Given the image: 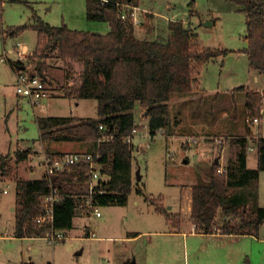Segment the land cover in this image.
Masks as SVG:
<instances>
[{
  "label": "rangeland",
  "instance_id": "1",
  "mask_svg": "<svg viewBox=\"0 0 264 264\" xmlns=\"http://www.w3.org/2000/svg\"><path fill=\"white\" fill-rule=\"evenodd\" d=\"M141 3L153 10L158 20L138 15L140 25L136 26V35L140 39L165 37L169 33V20L182 21L197 33L199 48L226 50L227 54L202 67H195L200 70V79L196 76L201 81L200 90L196 83L189 94L182 95L184 102L177 105L182 111L181 116L179 111L176 112L178 109L175 111L177 97L170 101L172 110L177 114L176 119L182 125L177 128L178 135L169 145L165 140L168 130L163 136L158 134L153 139L148 134L147 124L136 122L139 131L134 137L135 188L127 208L101 206L102 217L77 213L68 238L55 245L43 238L15 237L16 216L12 209L15 206L16 188L12 181L27 178L33 167H38L39 171L30 173V178L42 176L44 168L40 163L44 154L56 155L78 150L91 152L90 143L42 141L36 117L74 116L92 120L98 117V105L96 100L77 101L57 96L65 84L66 71L62 62L52 59L46 63L52 73L47 82L54 87L51 92L57 95L49 96L35 109L20 97L18 106L19 96L11 83L13 79L9 65L0 62V88L1 84L6 85L5 89H0V152L7 153L11 146L13 154L23 140L29 143L21 144V150L27 147L34 149L32 158L19 164H16L12 154H7L11 157L14 171L7 179L0 180V264H120L128 256L133 258L132 262L138 258L139 264L143 263V257L146 264H264V226L257 237H208L196 234L200 232L196 229L193 231L190 223V230L181 229V232L172 229L165 217L145 201L149 198L166 207L174 205V211L179 210L180 201L182 203L187 199L189 186L194 182H203L197 180V176L204 178L216 159L225 161L224 167H227L229 160L236 157L239 146L233 142V135L251 131L256 136L264 137V126H249L245 120L253 115H245L240 109L249 89L264 90V75L250 69L248 56L244 52L248 45L245 39V15L237 12L236 5L229 0H141ZM34 15L52 26L65 23L77 30L109 31L108 24L87 19L86 0H28V3L1 0L0 56L6 53L9 59H14L10 62H17L19 57L14 56L13 52L26 49L28 56L21 63L25 61L28 65V58L38 38L32 27L35 24ZM173 15L175 19L171 17ZM148 29L152 31L147 33ZM29 63L30 73L34 63ZM135 109L143 123L144 108L137 106ZM191 119H195V122ZM215 119L220 126L207 130L205 124ZM196 136L201 140L200 145L190 147L188 138ZM248 165L250 168L257 167V152L248 154ZM138 171L140 176L143 175L142 181L138 179ZM208 179L206 175L204 180ZM5 189L8 194L3 192ZM84 200L82 197L81 204ZM258 203L264 207V171L258 180ZM182 211L185 213L184 209ZM222 218H218L219 225L223 222ZM180 223V227L187 225L186 221ZM88 227L92 228L95 237L88 236ZM191 230L196 233L183 236L184 233H191ZM129 232L144 234L131 243L107 240L108 236L124 238Z\"/></svg>",
  "mask_w": 264,
  "mask_h": 264
},
{
  "label": "trees",
  "instance_id": "2",
  "mask_svg": "<svg viewBox=\"0 0 264 264\" xmlns=\"http://www.w3.org/2000/svg\"><path fill=\"white\" fill-rule=\"evenodd\" d=\"M9 1L28 3V0ZM229 1L236 5L237 12L245 15L248 45L244 52L249 66L264 75V0ZM123 5L140 7L141 0H86L87 19L107 23L110 30L105 34L72 29L65 23L52 26L37 15H34L36 24L32 26L38 38L29 61L34 65L39 61L42 63L30 74L42 71L46 75L42 78L47 82L46 62L60 59L66 71L61 96L97 102L96 119L48 116L37 117L36 122L42 141L92 145L90 150L101 167V174L109 177L99 182L93 196L99 206H125L135 188V146L128 141L138 129L135 108L145 109L150 136L155 137L160 130H169L172 124L169 103L193 90L199 80L194 73L195 66L227 54L226 50L199 48V43L195 42L197 33L182 21H169V33L165 37L140 39L132 20L124 21L118 15ZM9 63L14 70L24 66L20 61ZM247 98V114H260L263 96L248 91ZM250 140L256 143V168L248 165ZM233 142L239 146V151L229 160L225 173L220 174V165L214 162L208 171V181L193 186L191 220L200 233L257 237L264 226V207L258 203V180L264 171V137L249 131ZM31 154L30 150L16 151V164L27 161ZM10 158V155L0 157V180L14 171ZM89 171L88 162L55 179L54 185L61 191L54 208L57 229L69 231L73 228ZM50 191L46 176L37 180H16L17 238L43 235L34 219L41 212V198ZM138 193L142 194V191L138 190ZM146 201L172 228L179 229L181 216L169 213L156 200L146 198ZM220 217L223 222L219 225Z\"/></svg>",
  "mask_w": 264,
  "mask_h": 264
},
{
  "label": "built area",
  "instance_id": "3",
  "mask_svg": "<svg viewBox=\"0 0 264 264\" xmlns=\"http://www.w3.org/2000/svg\"><path fill=\"white\" fill-rule=\"evenodd\" d=\"M139 11H142L140 7H131L129 5H123L118 11V15L124 21L130 19L132 20L134 26H139L140 21L138 20ZM14 56L19 57L18 61H23L26 58L27 50L23 49L21 52L19 49L16 52H13ZM8 55L4 53L0 62H9ZM17 61V62H18ZM16 71V91L17 95L21 98L26 99L33 108L40 106L46 98L50 96L49 84L42 78L39 73L31 75L26 71L25 66L21 65ZM246 123L251 127L261 128L264 126V111L262 110L260 114L247 117ZM103 129V127H101ZM138 129L133 131L132 137L128 138L129 142L133 143V138L137 134ZM164 130H160L158 134H162ZM157 134V135H158ZM256 136V135H255ZM219 142V140L217 139ZM221 141V140H220ZM201 140L199 137H189L187 143L190 147L200 145ZM256 143L250 140L247 148V153L257 152ZM90 163V171L88 173V181L86 195L84 197V203L81 207L84 209L86 215H93L96 217H101L102 213L100 211L99 205H97L93 196L97 192L96 188L98 187L99 182L102 181L101 176V167L95 161V155L92 153H60L56 155H46L44 154L41 159V166L44 168L43 176H46L50 185L51 191L49 194L43 196L40 202V214L35 217L34 222L39 229L43 230V235L41 237L33 238H43L47 240L50 244H58L68 238V230H60L55 227L54 219V208L55 203L59 201L61 197V191L57 188L54 183L57 176L68 172L71 168L75 166H80L84 163ZM226 167L220 166L218 172L220 174L225 173ZM7 190H4V193H7ZM80 207V206H79ZM81 212V211H80ZM191 219L189 220V222ZM193 231L196 229V226L190 222ZM190 225V227H191ZM88 236L95 237V233L90 227L87 228ZM191 230V232H193Z\"/></svg>",
  "mask_w": 264,
  "mask_h": 264
},
{
  "label": "crops",
  "instance_id": "4",
  "mask_svg": "<svg viewBox=\"0 0 264 264\" xmlns=\"http://www.w3.org/2000/svg\"><path fill=\"white\" fill-rule=\"evenodd\" d=\"M140 8L142 9V11H139V14L140 15H144V16H150L151 18H153L154 17V21L155 20H158V19H155V12L153 11V10H151V9H149V8H147L145 5H143L142 3H141V6H140ZM144 13V14H143ZM138 14V15H139ZM142 16H139V18H141ZM173 19H175V15H173V16H171ZM170 21V20H169ZM94 23H105V22H94ZM35 24H36V22H35ZM35 24H33V25H35ZM107 24V23H106ZM108 27H109V25H108ZM73 29V28H72ZM136 27H135V32H136ZM77 30V29H76ZM109 30H110V27H109ZM151 31H152V29H151ZM150 31V29H148V31H146L147 33H150L151 32ZM91 32H96V31H91ZM109 32V31H108ZM107 32V33H108ZM14 33V32H13ZM37 33V32H36ZM98 33H100V32H98ZM196 33V32H195ZM103 34H105V33H103ZM38 35V34H37ZM197 40H198V38H197ZM199 41V40H198ZM199 43V42H198ZM199 45H200V43H199ZM36 47V46H35ZM205 48V47H204ZM247 48V47H246ZM209 49H211V48H209ZM34 50H35V48H34ZM34 50L30 53L31 55L33 54V52H34ZM27 54H28V51H27ZM0 58H1V56H0ZM10 60H14V59H10ZM10 60H9V62H10ZM56 60H59L60 62H62V64L64 65V63H63V61L62 60H60V59H56ZM215 61V60H214ZM214 61H211V62H214ZM9 62H7L8 63V65H9V69H10V72H11V74H12V79H13V81L11 82L12 83V86L13 87H15L16 88V71L14 70V68H12L11 67V65H10V63ZM11 62H14V61H11ZM30 61H29V58H28V65L30 64L29 63ZM23 63V62H22ZM39 63H42V62H38L36 65H34V68H37L40 64ZM47 63V62H46ZM207 63H209V62H207ZM24 66H25V68L27 69V71H28V65L26 64V62L24 61ZM39 64V65H38ZM204 64H206V63H202V64H198V65H196L195 67H202ZM34 68H33V70H34ZM46 68V73H47V79H48V81H49V78L50 77H52V73H51V71H50V69L48 70V68H47V66L45 67ZM251 69V68H250ZM199 72H200V70L198 71L197 69L194 71V73H196L195 74V76H197L198 78H199V76H200V74H199ZM259 73V72H258ZM260 74V73H259ZM260 75H262V74H260ZM45 77H46V75H44ZM200 79V78H199ZM255 79H258V78H255ZM14 82V83H13ZM47 83H49V82H47ZM1 86H2V88H0V89H5V86L6 85H3V84H1ZM200 86H201V81L199 80L198 82H197V87H199V90H200ZM49 88H50V96H53V95H57V93H54L53 94V91L51 92V90H52V88H54L50 83H49ZM249 91H253V92H259V93H261V94H263L264 95V90H262V89H252V90H250L249 89ZM60 94H58L57 96H61L62 95V90L59 92ZM217 94V93H216ZM6 96V95H5ZM18 97V96H17ZM61 98H64L63 96H61ZM185 98H183V97H177V99L175 100V102H174V105H175V111L176 112H178L179 111V113L178 114H180L179 116H181L182 115V111H180V108L179 107H177V105H178V103H182V102H184V101H182V100H184ZM17 100H18V102H17V104H18V106H19V104H20V97H18L17 98ZM247 101H248V98H247V95H246V97H245V100L243 101V103H242V105H241V107H240V109L242 110V111H244L245 112V115L247 114ZM171 102L169 103V105H170V109H171V117H172V124H171V127H170V129L168 130V132H167V134H166V137H165V140H166V144L167 145H169L171 142H173V139L174 138H176V136L178 135V133L176 132L177 131V128H179L181 125H182V122L181 123H179L180 121L179 120H177L176 119V117H177V114L175 113V111H173L172 110V107H171ZM235 105V104H234ZM14 109V108H13ZM138 109V108H137ZM137 109H135V119H136V122L139 124H147V126H148V118H146L145 117V112H144V120H143V123L139 120V116H137V113H136V111H137ZM145 110V109H144ZM262 110L264 111V106H263V108H262ZM261 110V111H262ZM236 111H237V109H236ZM40 117V116H39ZM37 118V117H36ZM182 120V119H181ZM191 120H193V122H195V119H191ZM192 122V123H193ZM217 123H218V120L217 119H215L214 121H212V123H206L205 124V128H207V130H211V129H216V127H219L220 125V123H218V125H217ZM210 124V125H209ZM38 125V124H37ZM144 126L145 125H143V128H144ZM39 128V127H38ZM219 129H221V128H219ZM139 131V130H138ZM142 131V130H141ZM166 133V132H165ZM248 133V131L245 133V134H240V135H233L232 137H235V138H238V137H244L246 134ZM148 134H150V132H149V126H148ZM163 134H164V132L162 133V136H163ZM254 135V134H253ZM135 137V136H134ZM156 137V136H155ZM155 137H153V139L155 138ZM196 137H198V136H196ZM260 137H263V136H260ZM23 143H29L28 142V140H23V142H19L18 143V146H17V149L14 151V153L12 154V149H11V146L9 147V150L7 151V153H5V152H0V156H2V155H7V154H12V156H15V153H16V151H18V150H20V151H25V150H30L31 151V156L29 157V159L30 158H32V156L34 155V149H33V147H27L25 150H21L20 149V145L21 144H23ZM133 144H134V138H133ZM30 145L32 146V143H30ZM92 146V145H91ZM138 150L140 151V147H138ZM198 149H197V153H198ZM63 153H92V152H89V151H77V152H63ZM60 154V153H59ZM28 159V160H29ZM217 160V159H216ZM219 161H218V163L219 164H221L220 166H225V164L223 163V162H225V161H223V160H220V159H218ZM186 162H188V161H186ZM216 162V161H215ZM39 166H40V164H39ZM134 167H135V164L133 163V171L135 170L134 169ZM40 168H41V166H40ZM208 168V167H207ZM210 169V168H209ZM209 169H208V171H209ZM137 170V169H136ZM204 170L206 171V168L204 167ZM31 172V174L33 173V174H35L36 172H38L39 171V168L38 167H33L31 170H30ZM30 173H28L27 174V178H25L24 180H37V179H41L42 177H43V174H44V172H42V176H40V177H38V178H30ZM62 175H64V174H60L59 176H62ZM134 175H135V173H134ZM206 175H208V172L206 171V173H205V176ZM59 176H57V177H59ZM101 178H102V180H108L109 179V177L107 176V175H102L101 174ZM205 176H204V178H201L200 176H197L196 177V179L197 180H201V181H205L206 182V180H204L205 179ZM7 179V178H6ZM143 180V175L141 176V180L140 181H142ZM10 181V180H9ZM208 181V180H207ZM12 182H14L15 183V188H16V181H12ZM134 184H135V181H134ZM197 184V182H194L193 184H191L190 186H189V190H188V192H187V199L184 201V202H182L181 203V201H180V203H179V210H177V211H174V205H170L169 207H166V209H167V211L169 212V213H172V214H177V215H181V219H183V220H181V221H186V223L185 224H187L186 225V227H184V225H182L181 227H179V229H176V230H179V231H181L182 232V230L181 229H187V230H190V225H189V220L191 219V213H192V192H193V186L194 185H196ZM86 189H87V183H85V185L83 186V192H86ZM6 190V189H5ZM3 192H4V190H3ZM16 193V192H15ZM5 194H8V192L7 193H5ZM85 195H86V193H84V196L83 197H85ZM142 195H144L143 193H142ZM82 199V198H81ZM162 199H163V202H164V204H165V200H164V198H163V196H162ZM129 200H130V197H129ZM129 200H128V203H127V205L129 204ZM145 201H146V199H145ZM15 205H16V197H15ZM81 201H80V207L79 208H77V213H80V215L82 214V215H84L85 214V211H84V209H82V207H81ZM127 205H125V206H120V207H123V208H127ZM105 207H115L114 205H111V206H105ZM184 207V208H183ZM185 210V213L182 211V210ZM14 212H15V206H14V208L12 209ZM81 211V212H80ZM156 211V210H155ZM184 215V216H183ZM188 216V217H187ZM102 217V216H101ZM15 220H16V218H15ZM75 220V219H74ZM188 222V223H187ZM16 223V222H15ZM168 224L170 225V223L168 222ZM171 226V225H170ZM172 227V226H171ZM97 229H98V227H96ZM92 229V228H91ZM173 229V228H172ZM69 231H71V230H69ZM180 232V233H181ZM194 233H196V232H191V233H184L183 234V236H188V235H190V234H194ZM143 235L144 233H131V232H129V233H126V237H124V238H121V237H115V236H108L107 237V240H109V241H117V242H119V241H121V240H123L124 242H134L135 241V239L137 238V237H139V235ZM196 234H201V235H203L204 233H196ZM204 235H206V236H208V237H215V235H220V234H204ZM220 236H222V235H220ZM16 237V236H15ZM225 237H232V236H225ZM233 237H239V236H233ZM102 239H103V237H102ZM132 259L133 258H129V256H128V258H127V260L125 261V262H121L120 264H139V262H138V258H136V261L135 262H132ZM142 264H146V261H145V259H144V257H143V263Z\"/></svg>",
  "mask_w": 264,
  "mask_h": 264
},
{
  "label": "water",
  "instance_id": "5",
  "mask_svg": "<svg viewBox=\"0 0 264 264\" xmlns=\"http://www.w3.org/2000/svg\"><path fill=\"white\" fill-rule=\"evenodd\" d=\"M39 64H40V63H39ZM39 64H38V65H39ZM37 68H38V67H37ZM39 74H40L42 77H45L42 71L39 72ZM218 161H219V160L217 159V160H216V163H218ZM137 174H138V179H139V181H140V180H141L140 171H138Z\"/></svg>",
  "mask_w": 264,
  "mask_h": 264
}]
</instances>
